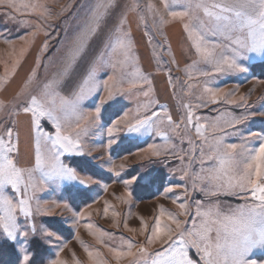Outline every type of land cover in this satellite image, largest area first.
<instances>
[{
    "label": "rangeland",
    "instance_id": "1",
    "mask_svg": "<svg viewBox=\"0 0 264 264\" xmlns=\"http://www.w3.org/2000/svg\"><path fill=\"white\" fill-rule=\"evenodd\" d=\"M119 1L107 0L103 3L108 7L101 23L106 25L100 24L99 31L88 41L83 56L75 68L77 74H82L94 55L96 58V54L105 50V44L110 39H115L117 35L115 29L119 25L113 26L112 23L118 24L122 19L125 21L123 32L129 34L128 38L132 44V58L123 70L127 76L123 82L113 87L114 98L101 106L100 119L93 122V117H89L88 121L81 122L82 126L88 127L87 134L80 138L85 154L75 156L65 153L60 157L65 164L76 170L79 178L84 179L86 184L66 180L60 184L49 183L37 191L36 196L41 207H46L50 215L35 214L36 201H32L33 221L37 234L29 235L27 244L25 238L19 234L15 242L4 238L0 229V244L6 242L14 245L19 255L18 264H22L24 254L22 246L33 254L35 264H48V261L57 258V252L58 258L67 264H130L133 257H123L117 261L109 248L126 251L124 241H131L134 244L133 252L141 245L148 249L149 254L158 250L160 244L148 245L145 239L147 233L141 234L140 229L141 219L151 228L154 219L160 215L161 208L165 213L162 223H169L168 215L173 214L181 221L188 220L189 223L185 227H191V217L179 216L180 209L177 204L186 203L188 210L194 213L195 201H204L207 204L208 200L203 193L192 190L190 177L181 179L183 170L188 167V157L185 153L190 150L191 139L197 151L190 172H198L201 168L199 149L203 146L205 153L208 149L195 133V118L193 125L186 128L185 124H181L179 129L173 131V126L168 124L164 116V110L171 115L175 124L180 123L182 118L186 119L188 109L184 105H191L194 117H200V123L206 126L204 132L209 141L215 136L224 135L219 131H213L214 122L224 127L227 133L224 135L225 144L246 142L250 147H258L259 140L245 138L252 132L264 134V79L251 71L254 64L264 62V57L249 54L247 59H239L238 63L246 69L243 72L226 70L208 77L201 76L200 72H211L213 66L202 61L193 47L190 58H177L170 51L166 30L174 23L180 22L183 25V21L172 20L160 0H151L159 9V14L149 11V0H122L123 11L127 10V14L123 12L116 17L113 7ZM15 2L17 5L35 3L43 6L39 11L46 8L50 12V16L46 13L41 17L39 11L35 14H29L28 10L24 9L17 12L7 4H0V81H5L0 83V101H4L6 106L4 111L0 112V135L7 127H12L13 143H16L17 136L19 138V151L11 155L19 167H32L35 140L29 116L23 112L9 116L8 111L12 103L24 100L25 97L18 94L24 89L33 69L36 70V82L51 77L55 64L64 55L67 43L82 29L96 3L87 0H15ZM8 14L14 16L15 20L9 19ZM130 15L133 16V25L127 21ZM160 16L164 17L165 23L161 22ZM37 23L40 25L39 29L36 27ZM45 32L48 34L45 35ZM32 33H35V36ZM134 34H138L142 44L143 39H147V47L153 56L154 70H147L140 53L138 55ZM5 39L11 41V44L6 43ZM207 39L228 46L217 49L218 56L221 51L224 55H231L228 49L232 45L223 36L218 34L208 36ZM173 40L176 44L179 43L178 26L173 29ZM45 41L49 47L41 54ZM189 45L192 44L188 39V47ZM38 55L39 67L36 64ZM14 65L16 70L12 73ZM137 69L151 83L141 82L136 88L129 89L128 81L136 78ZM189 72L192 79H189ZM111 74L112 70L105 68L98 73V79L106 80ZM190 84L193 85L192 88L188 87ZM206 85L230 93L226 100H234L236 103L230 104L225 100L212 103L209 94L204 92ZM30 87L35 88V82ZM106 96L107 91L101 88L84 101L82 105L84 113L93 112L94 116V108ZM241 97L245 99L241 100ZM198 104L201 106L196 107ZM153 112L159 113V117H153L150 129H142V134L126 133L124 123L135 122L136 118L142 119L145 115L151 116ZM124 113L128 114V121L117 125L110 137L107 129ZM233 119H240L241 122L236 124L235 128L227 127L225 122ZM42 124L45 131H54L46 120L42 121ZM66 131L74 134V121L73 126L66 128ZM110 139H115L116 143L109 146ZM151 145H155L156 148L150 149ZM152 151H159L161 154L156 156ZM174 152L185 155L184 160L181 161L173 154ZM212 164L213 161H206L204 167ZM125 181L130 183L126 186ZM8 191L11 194L10 188ZM129 192L131 196L128 195ZM217 199L223 211L245 202L233 195L211 198L213 201ZM173 200H176V203H173ZM106 207L107 215L104 211ZM113 212L118 215L114 216ZM78 213L82 215H77ZM20 223L25 224V218L22 216ZM86 224L93 225L91 232L85 227ZM41 227L55 233L47 242L40 236ZM133 229L135 231H132ZM101 231L107 234L101 236ZM60 248L63 250L60 251ZM88 251L93 252L91 258ZM189 253L194 259H199L195 249H190ZM249 259L264 264V250H254Z\"/></svg>",
    "mask_w": 264,
    "mask_h": 264
},
{
    "label": "snow or ice",
    "instance_id": "2",
    "mask_svg": "<svg viewBox=\"0 0 264 264\" xmlns=\"http://www.w3.org/2000/svg\"><path fill=\"white\" fill-rule=\"evenodd\" d=\"M160 2L172 20L184 22L183 28L192 47L202 61L213 66L211 72L202 71L199 75L208 77L226 70L243 72L246 69L238 63L239 59H247L249 54L264 57V0H160ZM0 4H7L17 12L21 9L28 10L29 14H35L43 7L35 3L17 5L15 0H0ZM107 7L103 3L96 5L82 29L67 43L64 55L55 64L50 78L36 82V70H32L24 89L18 94L23 95L24 100L12 103L8 111L9 116L18 115L19 112L29 116L35 140L34 166L19 167L11 155L19 151L18 136L16 143H13L12 127H7L0 135V229L3 237L10 241L15 242L19 234L25 238L27 244L29 235L37 234L33 221V200L36 201L35 214L50 215L46 207H41L36 196L37 191L42 190L49 183L60 184L66 180L77 181L81 185L86 184L84 179L79 178L76 170L65 164L60 157L65 153L75 156L85 154L80 138L87 134L88 127L82 126L81 122L88 121L89 117H93V122L100 119L101 106L114 98L113 87L124 81L127 73L123 70L132 58V44L128 38L129 34L123 32L125 21L122 19L115 29L117 33L115 39H110L105 44V50L85 67L82 74L75 72L88 41L99 31ZM148 9L159 14V9L151 3V0ZM46 13L50 16L46 8L39 11L41 17ZM8 16L9 19L15 20L11 14ZM160 20L162 23L166 22L163 16H160ZM36 27L40 28L39 23ZM47 34L45 32V35ZM218 34L231 43L232 47L228 49L231 55H224L221 51L218 56L217 49L228 46L207 39L208 36ZM32 35L35 36V33ZM5 42L11 44L7 39ZM48 47L45 41L41 54L46 52ZM18 64L19 61L16 62V65ZM36 64L37 67L40 66L39 55ZM16 65L13 66L12 73L15 72ZM105 68H110L112 74L108 75L106 80L100 81L98 73ZM135 75V79L128 81L129 89L136 88L141 82L151 83L147 77L139 73V69ZM188 75L189 79L193 78L191 72ZM3 82L5 81H0ZM34 82L35 88L30 87ZM188 87L192 88L193 85L190 84ZM101 88L107 91V96L94 108V116L93 112L85 114L82 109L83 102ZM204 92L209 94L212 103H218L220 100L230 104L236 103L234 100H226V96L230 93H224L223 89H213L206 85ZM200 106L196 105V107ZM5 107L4 101H0V112H3ZM184 107L188 111L186 119L182 118L180 123L174 124L166 110L164 116L168 124L173 126V131L179 129L181 124H185L186 128L188 125H193L195 118V133L203 145L207 146L208 152L205 153L204 147H200V171L190 172L197 147L189 139L191 147L189 152L185 153L188 157V167L183 170L181 179L190 177L192 190L203 193L208 203L195 201L194 213L188 210L186 203L177 204L180 209L179 216L191 217L190 228L185 227L189 223L188 220L181 221L173 214L168 215L169 223H162L165 214L163 208L160 210V215L154 219L151 228L141 219L140 231L141 234L147 233L145 237L147 244H160V248L152 254H149L148 249L143 245L133 252L134 244L131 241H124L127 246L126 251L114 248H109V251L117 261L123 257H133L130 264H258L256 260L249 259V255L254 250H264V134L252 132L245 138L259 140L258 147H250L246 142L225 144L224 135L227 133L224 127L214 122L213 131H219L224 135L215 136L209 141L204 132L206 126L200 123L201 118L194 117L191 105L186 104ZM138 115L139 110L137 117ZM153 117H159V113L153 112L151 116L145 115L142 119L136 118L135 122L124 123L128 121V114L124 113L115 120L112 127L107 129L108 135L111 137L116 126L122 123L127 134H142V129L151 128ZM45 120L50 123L54 131L44 130L42 121ZM73 121L74 134H71L66 128L72 127ZM240 122V119H233L226 121L225 124L229 128H235ZM12 123L14 124L15 121ZM114 143H116L115 139L108 141L109 146ZM149 147L156 148L155 145ZM152 154L159 156L161 153L152 151ZM173 154L181 161L185 158V155L175 152ZM206 161H213V164L204 167ZM124 183L127 186L130 181ZM185 191L187 192L188 189ZM128 195L131 196V192ZM221 195H233L245 202L223 211L218 199L211 200ZM173 203H176V200H173ZM104 211L107 215L108 208L106 207ZM113 215L118 213L113 212ZM21 216L25 218L23 225L20 223ZM172 225L175 227L173 228ZM85 227L91 232L93 225L86 224ZM100 234L103 236L107 233L101 231ZM54 235V232L41 227L40 236L46 242ZM190 249H195L198 260L190 256ZM21 250L24 253L22 264H35L32 259L33 254L23 246ZM62 250L63 248H60V251ZM88 256L91 258L93 252L88 251ZM58 257L59 252L57 258L48 261V264H67Z\"/></svg>",
    "mask_w": 264,
    "mask_h": 264
},
{
    "label": "crops",
    "instance_id": "3",
    "mask_svg": "<svg viewBox=\"0 0 264 264\" xmlns=\"http://www.w3.org/2000/svg\"><path fill=\"white\" fill-rule=\"evenodd\" d=\"M87 1H92L93 4L96 3V5L98 3H104L107 0H87ZM119 3V4H118ZM117 4L115 3V7H113V12L115 14L116 17H118V14H122L123 12H125V14H127V10L123 11V7H122V0H120ZM114 6V4H113ZM118 7V9H117ZM130 15V17H128V23H132L133 25V16ZM117 20V19H116ZM106 25L105 23H101ZM120 23H112L113 26H117ZM176 26H178V31H179V43L176 44L173 40V29L176 28ZM167 39L169 42V47H170V51H172V53L174 55L177 56V58H190L192 56V45L188 47V38H187V33L185 32L183 25L178 22V23H174L173 25L169 26L167 28ZM135 35V34H134ZM138 34L135 35V42H136V49L138 52V55L140 53V57L141 59H143V63L145 64V67L147 70H154V61H153V56H152V52L150 51V49L147 47L148 41L147 39H143V44L141 43V39L139 38V36H137ZM146 43V44H145ZM145 45V46H144ZM147 47V48H146ZM101 54L98 53L96 54L97 56ZM95 58V55L92 59ZM145 59V60H144Z\"/></svg>",
    "mask_w": 264,
    "mask_h": 264
},
{
    "label": "trees",
    "instance_id": "4",
    "mask_svg": "<svg viewBox=\"0 0 264 264\" xmlns=\"http://www.w3.org/2000/svg\"><path fill=\"white\" fill-rule=\"evenodd\" d=\"M256 76L264 79V62L256 63L251 70ZM57 230V228H55ZM47 256V254H45ZM19 255L16 252L14 245L9 243L0 244V264H18Z\"/></svg>",
    "mask_w": 264,
    "mask_h": 264
}]
</instances>
